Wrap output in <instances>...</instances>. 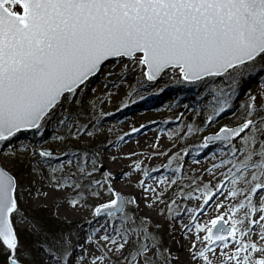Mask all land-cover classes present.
I'll return each mask as SVG.
<instances>
[{"label": "snow or ice", "instance_id": "1", "mask_svg": "<svg viewBox=\"0 0 264 264\" xmlns=\"http://www.w3.org/2000/svg\"><path fill=\"white\" fill-rule=\"evenodd\" d=\"M162 81L197 90L169 138L211 130L200 173L159 144L167 174L113 167L137 153L112 152L103 105ZM0 264H264V0H0Z\"/></svg>", "mask_w": 264, "mask_h": 264}, {"label": "rangeland", "instance_id": "2", "mask_svg": "<svg viewBox=\"0 0 264 264\" xmlns=\"http://www.w3.org/2000/svg\"><path fill=\"white\" fill-rule=\"evenodd\" d=\"M167 79V78H166ZM104 80L102 74H98L95 81H91V87L95 88L96 95L100 97H105V89L103 86H98L97 84ZM133 81V77H129V82ZM169 86L164 92H159V87H161L164 81L160 85H156L151 88L152 93H158L150 95L149 93H144L146 97L144 100H140L138 96L134 97L137 103L132 104L129 98L121 92L120 95L115 96V98L109 99L103 105V111L106 113H111L102 118V125L105 130L111 129L110 132L106 131V135L113 142L112 152L118 155L125 156L131 152L137 153L132 159H124L119 162L118 165H114V168L124 167L126 165H131L132 160L140 159L145 161L146 167H157L161 169L160 175L167 174L168 170L164 169L162 166L167 163V157L161 155L153 156V149L151 146L159 144V148L156 152H176L187 151L189 154L184 156L183 162L185 163V170L192 171L194 173L202 172L203 168L211 167V162L213 159V152L216 150L217 146H212L209 149H200L199 145L202 143V135L211 134V130L205 128L204 133H194L189 134L183 139L176 141L173 145V140L169 138L170 134L178 131L179 128H183L184 125L192 121L194 124L197 123L198 117H194L190 110L186 111L183 108L184 103H189L195 106L194 96L196 89L190 87H184L183 85H175L170 81H167ZM258 79H253L249 85L251 90L255 91L258 88ZM152 87V86H150ZM149 87V88H150ZM130 91V89H128ZM193 91L194 94L189 92ZM91 95V93H89ZM244 97L242 96L240 100L242 101ZM127 101L129 107L123 108L121 101ZM177 102H179V107H177ZM240 101H237L239 103ZM122 109V110H118ZM180 112H185L183 120H177ZM233 117L231 114H227L220 118L219 124L213 125V129L219 127L221 124L231 123ZM146 127H141V126ZM133 127L140 128L139 132L132 133L131 129ZM125 133H130L129 136L125 137L123 142H120L119 138ZM51 129H49L47 137L50 139ZM29 140L32 139L29 134L27 137ZM21 140L25 137L21 136ZM199 161V163H196ZM176 162L174 161L171 167H175ZM155 175V174H154ZM35 195V194H34ZM47 207L51 208L54 215L57 211L56 206L53 201H49ZM61 218H63L65 209H60ZM87 212H79L75 214H70L69 219L71 220L73 216L79 218L81 216H87ZM25 227V226H21ZM85 227H87L85 225ZM167 235L165 245H170L171 240L169 234Z\"/></svg>", "mask_w": 264, "mask_h": 264}, {"label": "trees", "instance_id": "3", "mask_svg": "<svg viewBox=\"0 0 264 264\" xmlns=\"http://www.w3.org/2000/svg\"><path fill=\"white\" fill-rule=\"evenodd\" d=\"M189 93H190V94H194L193 91H190ZM191 104H192V102H191ZM41 211L43 212V214H44L46 217L53 218V219L55 218V215H54V213H53V211H52L51 208L47 207L46 210H44V209L42 208ZM163 238H164V243H166V238H167L166 233H164V237H163Z\"/></svg>", "mask_w": 264, "mask_h": 264}, {"label": "bare ground", "instance_id": "4", "mask_svg": "<svg viewBox=\"0 0 264 264\" xmlns=\"http://www.w3.org/2000/svg\"><path fill=\"white\" fill-rule=\"evenodd\" d=\"M105 83H108V82L104 79V80H102L100 83H98L97 85H98V86H103V88L105 89V87H104ZM155 86H156V85H155ZM155 86H152V87L148 88V90H147V91H144V93H149V92L151 91V88H154ZM113 147H114V146H113Z\"/></svg>", "mask_w": 264, "mask_h": 264}, {"label": "water", "instance_id": "5", "mask_svg": "<svg viewBox=\"0 0 264 264\" xmlns=\"http://www.w3.org/2000/svg\"><path fill=\"white\" fill-rule=\"evenodd\" d=\"M98 76V75H97ZM97 76L96 77H94V78H92V81H95L96 80V78H97Z\"/></svg>", "mask_w": 264, "mask_h": 264}]
</instances>
